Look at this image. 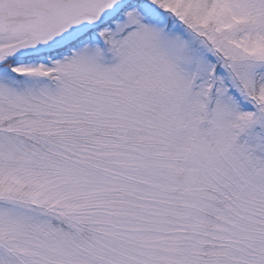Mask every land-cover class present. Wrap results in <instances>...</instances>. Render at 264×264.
Here are the masks:
<instances>
[{
  "label": "snow or ice",
  "instance_id": "snow-or-ice-1",
  "mask_svg": "<svg viewBox=\"0 0 264 264\" xmlns=\"http://www.w3.org/2000/svg\"><path fill=\"white\" fill-rule=\"evenodd\" d=\"M0 264H264V0H0Z\"/></svg>",
  "mask_w": 264,
  "mask_h": 264
}]
</instances>
